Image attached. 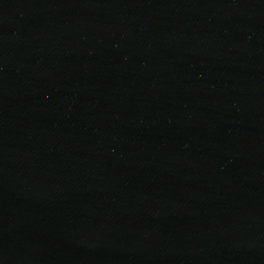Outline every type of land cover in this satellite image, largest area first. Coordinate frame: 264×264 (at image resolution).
<instances>
[{
	"label": "water",
	"instance_id": "obj_1",
	"mask_svg": "<svg viewBox=\"0 0 264 264\" xmlns=\"http://www.w3.org/2000/svg\"><path fill=\"white\" fill-rule=\"evenodd\" d=\"M0 264H264V0H0Z\"/></svg>",
	"mask_w": 264,
	"mask_h": 264
}]
</instances>
